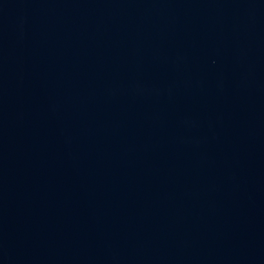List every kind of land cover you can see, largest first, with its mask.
Returning a JSON list of instances; mask_svg holds the SVG:
<instances>
[{
  "label": "water",
  "instance_id": "obj_1",
  "mask_svg": "<svg viewBox=\"0 0 264 264\" xmlns=\"http://www.w3.org/2000/svg\"><path fill=\"white\" fill-rule=\"evenodd\" d=\"M0 264H264V0H0Z\"/></svg>",
  "mask_w": 264,
  "mask_h": 264
}]
</instances>
